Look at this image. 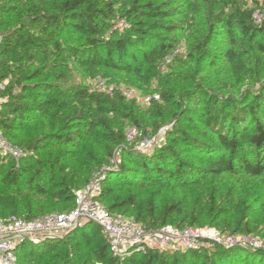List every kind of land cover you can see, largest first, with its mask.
<instances>
[{"label": "trees", "instance_id": "trees-1", "mask_svg": "<svg viewBox=\"0 0 264 264\" xmlns=\"http://www.w3.org/2000/svg\"><path fill=\"white\" fill-rule=\"evenodd\" d=\"M196 1L216 13L215 22L229 32L236 26L242 44L264 39V22L256 25L252 20L254 11H264V0ZM179 6L178 0H0V24L5 15L13 17L0 33V81L7 82L0 95V133L27 153L17 165L0 158V220L13 216L31 221L50 213H67L74 207L75 192L92 176L77 186L57 178L54 170L59 155L55 161L37 159L39 142L26 138L16 143L11 135L14 128L46 119L50 131L39 140L61 145L67 150L64 155L74 156L85 139L129 145L128 129L143 133L150 126L157 131L167 121L164 106L173 99L169 91L157 95L162 105L152 100L151 108L141 111L135 99L121 91L109 97L91 90L87 81H116L122 76L130 87L136 81L148 84L156 78L176 47L168 35L191 28L179 19ZM173 18L178 19L165 24ZM119 19L127 24L122 30L115 28ZM257 49L261 55L256 64L264 72V43ZM246 55L242 46L222 51L234 88L254 74ZM74 74L80 78L78 83L70 82ZM203 94L209 99L200 117L205 139L190 134L193 118L178 101L177 110L170 114L174 129L164 145L151 156L127 155L129 162L119 163L114 171L107 167L96 198L106 211L128 215L146 229L213 226L228 234L255 236L245 203L240 220L229 225L223 208L234 210L232 195L227 193L223 202L218 201L222 195L218 182L223 174L264 176V83L259 92L243 97L241 104L227 98L218 105L217 97ZM182 95L190 99L188 91ZM183 152L208 156L207 163L195 168ZM32 160L37 168L26 177ZM23 183L30 193L21 192ZM190 192H194L192 200ZM260 237L264 239V233ZM70 240L73 243L68 245ZM16 255L17 264H264V251L220 246L172 252L130 249L114 256L107 239L92 224L63 238L27 241Z\"/></svg>", "mask_w": 264, "mask_h": 264}, {"label": "rangeland", "instance_id": "rangeland-1", "mask_svg": "<svg viewBox=\"0 0 264 264\" xmlns=\"http://www.w3.org/2000/svg\"><path fill=\"white\" fill-rule=\"evenodd\" d=\"M178 1L180 5L177 8L180 13L179 19L182 18L184 23L191 28L188 31L168 35V39L173 44L176 43V47L168 53L165 62L159 68L158 76L148 84L136 81L130 87L123 83L124 78L122 76L116 79V81L113 79L108 81L104 80L108 89L114 88L115 90L124 91L129 95L127 98L135 99L141 111H146L151 108V103L149 104L144 101L150 95L160 96L161 92L169 91L173 96L168 107L164 106L167 113V121L157 131H154L150 126L143 128L144 137L149 140L154 139L153 147L144 149L140 146L139 140H136L131 145L114 146L107 141L95 137L93 139H85L80 144V150L76 155L72 153L74 156H66L63 153H66L67 150L63 146L52 144L53 142L47 144L39 140L44 134L50 131L46 119L28 121L22 127L14 128L13 132H11L13 141L19 143L26 138L35 139L39 142V147H41L37 159L48 158L51 161H55L59 155V163L55 164L54 170L57 178L64 177L65 181L73 186H77L84 183L86 178L99 172L102 168L108 167L111 171H114L119 163H128L127 155H131V153L147 156L153 155L155 149L164 145L167 139L171 137V131L174 129V126L172 119L170 120V114L177 110L178 105L176 103L178 101H181L184 109L189 111L193 118L190 134L194 137L205 139L204 136L206 134L203 133L205 130L200 122V117L204 111V102L209 99L208 96H204L203 91L210 92L212 97H217L218 105H222L227 98L237 99L241 104L244 102L243 97L247 99L249 95L259 92L261 84L264 83V72L256 64V58L261 55V52L257 49V45L264 43V39L256 38L249 46L244 45L240 40L241 34L238 28L233 26L231 32H229V28L225 25L220 22H215L214 16L216 13L212 14L206 4L196 0ZM261 12L264 14L263 10ZM176 19L178 18L166 20L165 24L174 23ZM12 20V16H4L0 24V33L6 30ZM263 22L264 19H262L261 24ZM124 23L123 19L117 20L115 28L122 30L125 28ZM231 46L235 48L242 46L247 51V66L254 71L253 76L238 88H234L231 85L232 77L228 65L222 57V51ZM203 51L207 53L206 58L200 55ZM70 77L71 83L79 82L80 78L78 75L74 74ZM98 80L100 79H90L87 81V85L91 90L105 93L104 91L98 90ZM196 86L199 88L196 89ZM169 88H172V90H167ZM186 91L189 92V100L185 99L182 95ZM157 101L158 105H162L163 102L161 99ZM179 147L182 149L184 146L180 145ZM183 155L187 162L191 163L195 168H202L207 163L208 156L200 153L183 152ZM28 168L30 174L26 177L31 176V173L37 168L35 160L31 161ZM202 183L205 184L204 180ZM218 187L222 193L218 201L223 202L227 193L232 195L234 210L223 208V215L226 217L229 225L233 226V224L240 220V212L243 213V203H245V206L248 207L245 211L249 214L250 220L255 225L253 231L255 236L253 237L264 241L263 237H260L264 233V176L262 178H252L243 172L237 175L223 174L218 182ZM114 189L118 190L117 184L114 185ZM21 192L30 193L24 183ZM190 193L192 200L194 192ZM164 194L168 195L170 191H165ZM98 204L104 208V204L102 205L99 202ZM123 217L130 218L125 214ZM197 228L205 229L212 233L228 234V231L222 232L221 229L213 226ZM67 234L60 233L58 238H63ZM68 243L70 245L73 242L70 240ZM205 245L211 247L210 243ZM159 251L172 252L171 249ZM246 251L256 252L258 250L246 249ZM23 260L26 259L23 258ZM20 264L24 263L21 262ZM25 264L32 263L26 262Z\"/></svg>", "mask_w": 264, "mask_h": 264}, {"label": "built area", "instance_id": "built-area-1", "mask_svg": "<svg viewBox=\"0 0 264 264\" xmlns=\"http://www.w3.org/2000/svg\"><path fill=\"white\" fill-rule=\"evenodd\" d=\"M262 19H264V14L261 10L253 12L252 20L256 25H260ZM126 26L124 23V27ZM6 84V81H0V95ZM97 85L98 90L104 91L109 97L114 95L115 89H108L105 81L98 80ZM121 92L123 96H129L126 92ZM152 100L157 101L158 97L149 96L144 99L147 103ZM125 137L129 145L136 140H139L140 146L144 149L154 145V139H147L137 128L128 129ZM26 155L27 153L0 133V158L10 159L17 165ZM107 172V168H102L94 173L80 190L75 192L74 207L67 213H50L31 221L13 216L0 220V264H17V250L27 241L38 243L45 239H58L60 233H70L73 230L82 229L87 224H92L100 230V233L107 239L109 250L114 256L130 249L144 252L147 248L178 251L220 246L264 251V241L249 235H223L197 227L166 226L146 229L131 219L109 213L96 201ZM209 243L211 247L205 245Z\"/></svg>", "mask_w": 264, "mask_h": 264}, {"label": "water", "instance_id": "water-1", "mask_svg": "<svg viewBox=\"0 0 264 264\" xmlns=\"http://www.w3.org/2000/svg\"><path fill=\"white\" fill-rule=\"evenodd\" d=\"M242 249H248V248H242Z\"/></svg>", "mask_w": 264, "mask_h": 264}]
</instances>
